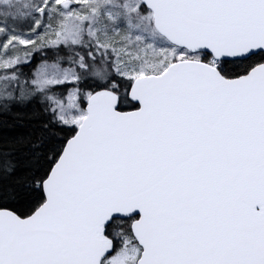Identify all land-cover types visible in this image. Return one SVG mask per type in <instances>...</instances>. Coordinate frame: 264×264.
<instances>
[{
  "label": "snow or ice",
  "instance_id": "1",
  "mask_svg": "<svg viewBox=\"0 0 264 264\" xmlns=\"http://www.w3.org/2000/svg\"><path fill=\"white\" fill-rule=\"evenodd\" d=\"M0 264H264V0H0Z\"/></svg>",
  "mask_w": 264,
  "mask_h": 264
}]
</instances>
